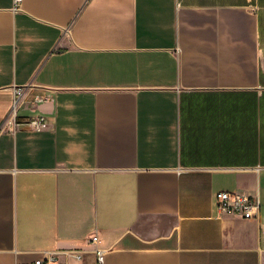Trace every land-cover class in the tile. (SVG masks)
<instances>
[{"label": "crops", "instance_id": "1", "mask_svg": "<svg viewBox=\"0 0 264 264\" xmlns=\"http://www.w3.org/2000/svg\"><path fill=\"white\" fill-rule=\"evenodd\" d=\"M95 248L264 264V0H0V264Z\"/></svg>", "mask_w": 264, "mask_h": 264}, {"label": "built area", "instance_id": "2", "mask_svg": "<svg viewBox=\"0 0 264 264\" xmlns=\"http://www.w3.org/2000/svg\"><path fill=\"white\" fill-rule=\"evenodd\" d=\"M20 0H14L15 5ZM25 87H18L14 89V96L11 102V109L6 120V124L12 125H25L26 127L30 128L34 131H41L46 127V121L43 116H33L29 117L24 123H19L16 121V112L21 105V97L24 93ZM47 98H43L41 96H35L33 98V102L36 101H43ZM214 202L216 208L222 212L229 213V214H236L240 215L242 218H255L258 217V208H259V201L258 199H251L250 197L244 194H238L233 192H217L214 195ZM98 238L97 236H91L90 243H97ZM66 256H71L77 260L81 258L80 252L77 250H64L60 252ZM95 264H103L104 258V250L101 248H95ZM33 264H57V253H45L43 257L36 259Z\"/></svg>", "mask_w": 264, "mask_h": 264}, {"label": "clouds", "instance_id": "3", "mask_svg": "<svg viewBox=\"0 0 264 264\" xmlns=\"http://www.w3.org/2000/svg\"><path fill=\"white\" fill-rule=\"evenodd\" d=\"M70 131H74V130H70Z\"/></svg>", "mask_w": 264, "mask_h": 264}]
</instances>
